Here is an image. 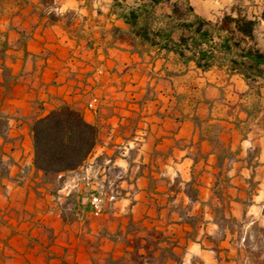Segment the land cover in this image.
Instances as JSON below:
<instances>
[{
    "label": "crops",
    "instance_id": "obj_1",
    "mask_svg": "<svg viewBox=\"0 0 264 264\" xmlns=\"http://www.w3.org/2000/svg\"><path fill=\"white\" fill-rule=\"evenodd\" d=\"M189 1L212 23L207 41L174 28L171 44L188 37L181 55L161 46L163 36L152 43L136 34L115 0H0V264H110L127 256L122 237L136 225L166 238L154 245L165 264H227V227L214 206L231 198L235 217L264 215V66L231 65L240 48L227 51L218 26L225 13L236 15L227 0ZM171 12V2L157 4L152 29L166 28ZM248 16L260 19L254 43L264 52V21ZM201 49L212 50L210 66L199 65ZM70 52L82 59L70 62ZM95 82L97 113L88 108ZM64 101L103 139L111 123L114 147L125 149L114 160L130 194L98 214L85 207L86 188L75 194L77 183L64 177L94 169L103 181L107 165L95 159L113 153L109 145L53 180L33 164L30 122Z\"/></svg>",
    "mask_w": 264,
    "mask_h": 264
},
{
    "label": "trees",
    "instance_id": "obj_2",
    "mask_svg": "<svg viewBox=\"0 0 264 264\" xmlns=\"http://www.w3.org/2000/svg\"><path fill=\"white\" fill-rule=\"evenodd\" d=\"M42 1L50 3L53 0ZM161 2L172 3V12L167 14L171 17V23L166 28L153 30L152 23L156 19L155 6ZM115 4L117 7L115 9H119L118 15L133 26L134 32L141 38L156 43V36H163L165 41L161 46L166 50H175L182 55L184 54V47H188V37L184 36L179 42H172L171 44V34L177 25L186 27L193 33H198L199 38L203 41L208 40L209 31L205 25L212 23V21L196 13L189 0H182L181 3L178 0H135L131 4L127 3L126 0H115ZM233 10L236 11V15L227 12L218 24L220 29L227 31V36H224L221 45L227 48V51L240 48L238 52L240 58H231V65L264 66V52L254 43L255 28L260 19L251 18L236 7ZM48 17L51 20H56L55 12L49 11ZM260 18L264 21V6L260 12ZM250 40L253 41L252 44L247 45ZM192 41L193 45L198 44L197 40L193 39ZM213 59L212 50H199L198 63L200 66H210ZM29 127L33 145V164L36 170L42 171L47 178L51 174L59 175L77 170L86 163L95 148L101 144L99 125L87 120L83 111L66 101L51 108L45 114L33 118ZM101 155L97 156L96 161L100 160ZM110 160L113 162L112 158ZM197 192L198 188L196 187L190 190L193 197ZM215 194L221 198L220 192L215 191ZM85 207L88 210H93L89 201L85 203ZM214 213L219 226L227 227V235L228 233L232 235L231 244L237 251L233 257L227 255V263L234 261L236 264H264V259L259 258L260 254L264 253V244L260 243L261 239L264 240V227L260 226L256 220L249 221L246 217H235L231 211V198L226 200L222 198L220 203L214 206ZM262 213L264 214V207ZM117 235L121 236V232L118 231ZM251 235L255 236L259 253H255L250 248L252 244ZM242 238L244 242H241ZM122 239L127 246L131 247L125 250L129 258L126 255L120 258H109L110 264H121L124 261H132L133 264H139L140 261L143 264H157L158 257L155 250L149 252L145 244L137 242L138 239H142V236H134L132 239L124 236ZM163 239L166 238L158 237L156 244ZM131 240L134 241L133 245L129 244ZM235 242L238 244L236 247ZM241 244L245 247L243 250L239 246ZM141 248H144L145 251L141 252ZM229 251L230 248L227 247V253ZM243 251L245 257H242ZM158 264H165V262L160 261Z\"/></svg>",
    "mask_w": 264,
    "mask_h": 264
},
{
    "label": "rangeland",
    "instance_id": "obj_3",
    "mask_svg": "<svg viewBox=\"0 0 264 264\" xmlns=\"http://www.w3.org/2000/svg\"><path fill=\"white\" fill-rule=\"evenodd\" d=\"M199 1L201 3L203 2V4L207 5V3H205V2H207L208 0H199ZM263 6H264V0H227V7L229 8L230 11L236 7L238 9H241V11L243 13H246L247 15H251V16H260V12H261V9ZM257 27L259 28V26H257ZM79 59H82L79 54L72 53V52L69 53L68 60L70 62H75V60L79 61ZM60 101H62V100H60ZM44 109L48 110L50 108L44 107ZM44 111H46V110H42L39 113H43ZM105 127H107L106 129H107L109 134H107V136L104 139L101 138V143L105 142L113 150V153H110L111 151L103 153L101 155L100 160L97 161V163H99V164H106L107 165V168L105 171L106 172L105 179L103 181H101L100 180L101 179L100 173H98L94 169H89L88 171L84 170L82 172V174H77L74 181L71 178H69L70 176L66 175L64 177L66 179V181H68V183L69 182L71 184L77 183V185L72 188V190H74V188H75V190L72 191V192H75V194H78L80 190H84V188H86V194L85 195H86V198H88V201L90 199V194L92 193L93 190H98L99 192L102 191L103 192L102 196L104 198L102 200V202L105 204L104 207L108 206V204L111 203L108 199H106L107 195H105V192H108V194H117V196H120L123 194L125 195L126 192L129 193L128 191L131 190V189H129L127 183L121 182V180L124 178L123 177L124 172H123V169L118 167V165L115 163V160H114L115 155L116 154L118 155L119 151H121V150L124 151L125 149L119 148V147H114V145H116L115 137L117 135V131L115 130L113 125L111 123H109ZM111 128H114V130L111 131ZM100 134H101V129H100ZM127 154H128V152H125L124 156ZM110 158H112L113 162L110 160ZM49 178L53 180V179L57 178V175L51 174L49 176ZM116 199H117V197L115 198V200ZM247 219L249 221L256 220L260 226L264 227V215H261L259 218H256V219H252L249 217ZM135 229H136V231H135ZM130 230L132 232L134 231V234L131 235V237H130L131 239L134 238V236H142L143 238H146L147 241L145 243V246L148 248L149 252H152L155 250L154 245L156 243L157 238L163 236L161 232H157L154 229H147L145 227L143 228L140 225L132 226L130 228ZM231 236L232 235L230 233H228L227 238L229 239V244H227V245L230 248V251L227 253V255L230 257H233L236 255L237 251H236V248H233V246L231 244ZM260 237H263V236H260ZM141 241H142V239L137 240V242H141ZM250 241L252 243L250 245L251 250L254 251L255 253H259V246L256 243L255 236L251 235ZM241 242H244L243 238L241 239ZM260 243L264 244V240L261 239ZM129 244L133 245L134 241L131 240L129 242ZM234 244L236 247L237 243L235 242ZM239 246H241L242 250H243L244 245L241 244ZM147 255H149V254H147ZM165 255H166V252L163 251V254L157 258L156 263L158 264L160 261H163ZM242 257H245L244 251L242 252ZM127 258H129V257L127 256ZM259 258L264 259V253H261ZM224 263L225 262H223V264ZM121 264H133V262L132 261H124ZM139 264H143V263L140 261ZM227 264H236V263L234 261H231L230 263H227Z\"/></svg>",
    "mask_w": 264,
    "mask_h": 264
},
{
    "label": "built area",
    "instance_id": "obj_4",
    "mask_svg": "<svg viewBox=\"0 0 264 264\" xmlns=\"http://www.w3.org/2000/svg\"><path fill=\"white\" fill-rule=\"evenodd\" d=\"M94 74L101 75L104 72V68L102 66H97L93 69ZM97 83L95 82L94 85H92L89 89V99H88V108L93 112L97 113L99 110V106L101 104V95L96 90ZM103 192L98 190H93L90 194L89 202L91 203L93 207V212L95 214H98L103 211L104 209V203L102 202L103 198ZM106 199H108L110 202L114 201L117 196V194H108V192H105Z\"/></svg>",
    "mask_w": 264,
    "mask_h": 264
}]
</instances>
